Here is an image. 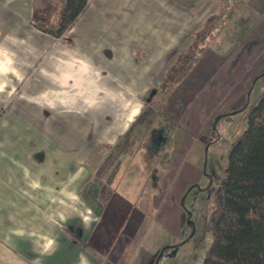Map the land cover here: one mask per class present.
Instances as JSON below:
<instances>
[{"label": "crops", "instance_id": "obj_1", "mask_svg": "<svg viewBox=\"0 0 264 264\" xmlns=\"http://www.w3.org/2000/svg\"><path fill=\"white\" fill-rule=\"evenodd\" d=\"M219 1L90 0L66 43L31 24L33 0H0V264H155L167 243L186 261L208 199L205 145L214 118L228 113L217 105L264 69V17L235 62L207 50L165 99L174 126L169 146H152L162 150L155 158L142 142L154 110L145 98L204 19L221 16ZM246 62L252 73L231 87L226 70ZM143 165L158 181L145 203L142 190L129 194Z\"/></svg>", "mask_w": 264, "mask_h": 264}, {"label": "trees", "instance_id": "obj_2", "mask_svg": "<svg viewBox=\"0 0 264 264\" xmlns=\"http://www.w3.org/2000/svg\"><path fill=\"white\" fill-rule=\"evenodd\" d=\"M89 2L33 0L30 22L39 31L69 43L67 32L87 9ZM225 13L222 9L221 19L220 16L219 20L215 19L217 16L209 19V27L215 29L214 23L222 22ZM207 32L204 29L200 34H193L186 49L164 68L159 87L153 95L167 93L168 96L187 77L195 59L204 50L210 33ZM151 97L145 98V104H151ZM162 106L160 103L153 108L164 116ZM230 114L221 117L227 120ZM217 120L218 117L213 122V133L216 132ZM122 152L119 151V157ZM145 154H150L147 146ZM118 167L117 158L110 169L107 167L110 176L102 182V202L109 198L110 178ZM205 228L210 240L202 252L200 264H264V94L248 110L244 131L232 140L226 167L207 211Z\"/></svg>", "mask_w": 264, "mask_h": 264}, {"label": "rangeland", "instance_id": "obj_3", "mask_svg": "<svg viewBox=\"0 0 264 264\" xmlns=\"http://www.w3.org/2000/svg\"><path fill=\"white\" fill-rule=\"evenodd\" d=\"M219 2L221 3V7L223 8V10H225L226 12L224 16H222V19L224 17L222 22L216 25V21V23H214L215 29L210 28L207 20L212 19L214 16L209 15L204 19L203 23H201L200 26L193 32V34H200L204 29H206L208 31L207 33H210L206 39L204 50L198 56V58L195 59L190 72L194 69L196 63L206 53L207 50L210 53L208 56L218 57L222 61L223 59H226L233 54V62H235L239 57L240 51L242 50V45L244 44L242 42L246 40V38L244 37L255 26V24L262 19V16L264 17V11L261 12L257 10L264 7V0L261 1V4L255 5L257 7L253 5V0H223ZM218 17H216L215 19H218ZM214 20L213 22H215ZM193 34H191L187 44L192 41ZM252 51L248 50V56L250 59L256 57L257 55L256 50L252 49ZM233 62L231 64H233ZM239 66V69H237V67L235 66H230V68L226 70V73L230 75L228 78V82L233 79V84L231 87L235 86L238 83V79L240 77L242 78L245 75L246 78H248L249 74L252 73V71H249L251 66L249 63L246 62L244 65L240 64ZM263 70L260 71L258 75L249 80V83L244 86V88L246 89L244 94L243 92H241L240 96L232 97L227 102H225L224 99L217 105V109L221 108L222 111L224 110V106H226L228 113H224L223 111L220 115L216 116L215 118L218 117L215 127L216 132L213 133V127L209 131V135L214 136V139H207L205 146L208 147V150L204 149L205 152L203 153L204 160L207 162L208 171L210 170V172H208L209 177L207 178L208 183L207 185L205 184L206 190L208 191V199L206 203L203 204L204 209L202 208V215H200L199 218H194V238L192 239L191 245L189 244L187 247V250H189L188 258L182 264H200L202 252L207 247V244L210 240L204 226L205 216L207 215V211L213 198L217 183L222 178V174L226 167L227 153L232 140L244 131L246 127V114L248 110L258 100V98L262 94H264ZM185 79L186 77L183 79V81ZM158 87L159 85L156 88ZM174 89L172 91H174ZM166 95L167 93H157L155 95H152L151 104L153 105L151 106V109L153 110V107L155 105L159 106L160 103H165V99L169 96ZM225 114H230L228 115L227 120H223V117H221ZM173 126L174 125H171L170 122L164 119V116L158 114L155 110H153L151 118L147 122L148 130L143 137L144 140L142 141H147V147H149L150 155L154 156V154H162L161 148L159 147L158 149H153L152 144L159 142V140H161V142L158 143V146L161 145V143L163 144V142L166 143V140L168 139L170 134L168 128L171 130L173 129ZM162 131H164V135L161 134V136H158ZM202 139L204 140V138ZM167 146H169L168 143H166V147ZM151 149L153 150V152ZM141 169L143 174H141V176H137L139 182L129 183V194L132 196L136 192H140L142 190L144 192V195L143 197L138 198L137 202L142 200V203H145L147 200L146 196L148 195V188L151 189L155 187L158 184V181H156L154 179L155 176L152 175L154 173L152 171L154 169L152 166L148 167L143 165ZM146 179H148L149 181ZM117 190L119 192L122 191L121 188H118ZM129 199L135 201V199L133 198L129 197ZM199 203L201 204L202 202ZM146 217H148L149 220L144 223L143 229L145 230L144 233L147 237V240H150L156 234V232L153 233L156 228V224L151 220V214H147ZM144 244H146V242H144L143 245ZM181 254V250L177 251V247H172L171 243H167V245L161 246L157 251L155 256V264H179V258Z\"/></svg>", "mask_w": 264, "mask_h": 264}, {"label": "water", "instance_id": "obj_4", "mask_svg": "<svg viewBox=\"0 0 264 264\" xmlns=\"http://www.w3.org/2000/svg\"><path fill=\"white\" fill-rule=\"evenodd\" d=\"M155 93V90H151L150 93H149V98ZM149 98H148V101H149Z\"/></svg>", "mask_w": 264, "mask_h": 264}]
</instances>
